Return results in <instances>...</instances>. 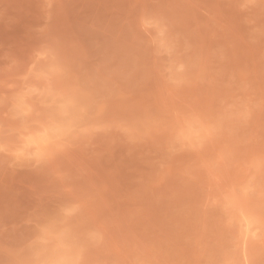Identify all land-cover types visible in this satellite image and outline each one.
<instances>
[{"label":"rangeland","instance_id":"rangeland-1","mask_svg":"<svg viewBox=\"0 0 264 264\" xmlns=\"http://www.w3.org/2000/svg\"><path fill=\"white\" fill-rule=\"evenodd\" d=\"M0 264H264V0H0Z\"/></svg>","mask_w":264,"mask_h":264}]
</instances>
